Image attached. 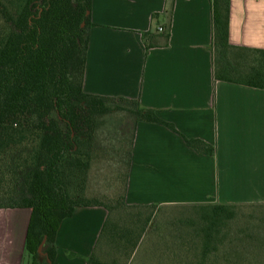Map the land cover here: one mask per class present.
<instances>
[{
	"label": "crops",
	"instance_id": "1",
	"mask_svg": "<svg viewBox=\"0 0 264 264\" xmlns=\"http://www.w3.org/2000/svg\"><path fill=\"white\" fill-rule=\"evenodd\" d=\"M90 23L83 91L135 100L173 127L135 125L126 204L242 211L244 220L221 218L216 231L175 234L161 264H264V90L214 79L212 0H91ZM228 40L264 50V0H229ZM30 215L0 208V264H29ZM107 215L76 208L59 226L51 264H88Z\"/></svg>",
	"mask_w": 264,
	"mask_h": 264
},
{
	"label": "trees",
	"instance_id": "2",
	"mask_svg": "<svg viewBox=\"0 0 264 264\" xmlns=\"http://www.w3.org/2000/svg\"><path fill=\"white\" fill-rule=\"evenodd\" d=\"M90 9L91 0H16L12 14L1 8L6 26L0 36V208L30 209L25 242L29 264L52 263L59 226L76 208L102 206L80 200L79 178L91 160L90 128L104 102L135 105L132 140L138 122L173 129L135 100L83 91ZM228 14L229 0H212L213 77L264 90V50L231 45ZM185 143L199 153H213L201 140ZM149 207L157 206L144 208ZM236 210L234 205L203 207L206 229L216 231L220 219L233 218ZM107 221L108 215L98 243ZM94 255L88 264H97Z\"/></svg>",
	"mask_w": 264,
	"mask_h": 264
},
{
	"label": "rangeland",
	"instance_id": "3",
	"mask_svg": "<svg viewBox=\"0 0 264 264\" xmlns=\"http://www.w3.org/2000/svg\"><path fill=\"white\" fill-rule=\"evenodd\" d=\"M9 0H0V36L5 30L1 8L15 12ZM90 128L91 160L83 178L82 202L108 208V221L95 251L97 264H161L171 255L175 234L201 233L206 222L201 207L132 208L124 202L136 107L130 101L104 102ZM78 182V181H77ZM242 211H236L240 220ZM244 213V212H243ZM241 215V216H240ZM164 259L163 264H168Z\"/></svg>",
	"mask_w": 264,
	"mask_h": 264
},
{
	"label": "water",
	"instance_id": "4",
	"mask_svg": "<svg viewBox=\"0 0 264 264\" xmlns=\"http://www.w3.org/2000/svg\"><path fill=\"white\" fill-rule=\"evenodd\" d=\"M43 245H44V240L41 242V244H40V246H39V248H38V251H39V253H40L41 255L43 254V252H42Z\"/></svg>",
	"mask_w": 264,
	"mask_h": 264
},
{
	"label": "built area",
	"instance_id": "5",
	"mask_svg": "<svg viewBox=\"0 0 264 264\" xmlns=\"http://www.w3.org/2000/svg\"><path fill=\"white\" fill-rule=\"evenodd\" d=\"M156 30L158 33H164V28L162 26H158Z\"/></svg>",
	"mask_w": 264,
	"mask_h": 264
}]
</instances>
